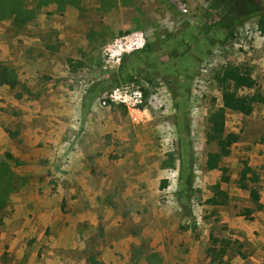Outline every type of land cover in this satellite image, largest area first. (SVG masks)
<instances>
[{"label": "rangeland", "instance_id": "obj_1", "mask_svg": "<svg viewBox=\"0 0 264 264\" xmlns=\"http://www.w3.org/2000/svg\"><path fill=\"white\" fill-rule=\"evenodd\" d=\"M181 1L186 3L187 13L180 12L174 0H117L113 6H104L99 0H82L65 8L57 3L37 7V0H28L36 13L32 22L18 30L11 19L0 20V47L4 44L6 55L14 57L4 56L0 48V60L11 64L19 56L24 62L17 64L18 71H22L21 82L31 86L46 107L51 101L41 90L45 86H52L57 92L67 89L79 101L85 95H93L95 107H107L101 106L99 100L116 86L114 76L120 65L104 69L105 47L119 36L140 30L153 49L127 59L118 78L121 84L139 82L149 91L144 101L148 111L144 112L142 120L133 121L129 112L128 116L139 130L150 132L149 145L139 154L152 150L161 170L157 186L162 191L163 180L168 186L163 192L146 198L155 201L157 209H165L169 218L151 217L149 200H136L132 205L137 211L138 233L130 244L101 245L92 236L93 232L88 231L92 248L66 249L58 244L53 251L61 259L68 250L77 256L75 264H90V255L97 258L96 250L109 248L107 250H112L114 255L110 264H179L178 258L184 252L179 237L184 235L185 238L188 233L187 241L198 243L200 257L213 247L211 244L218 249L223 239L229 241L227 257L223 258L227 263L264 264V103L256 104L250 115L227 113L226 128L238 133L239 139L230 155L221 162L225 172L205 168L207 153L217 149L214 143L206 141L207 117L212 108L222 103L215 72L225 64H245L251 69L256 86L241 93L260 91L264 94V34L258 23L264 18V0ZM236 5H247L240 14L247 19L237 26L233 37H229L216 25L225 7ZM25 64L30 69L29 74L23 68ZM37 96L23 101L3 93L0 96V124L4 129L0 135V162L7 163L17 177H23L20 173L26 171H40L39 164L28 159L36 157L29 142L41 138L40 144L44 137V143H49L44 130L45 117L40 116L36 104ZM149 116L151 119L146 122L149 124H143ZM75 124L74 133L66 141L68 152L79 148L82 129L78 121ZM64 156L63 165L69 160L68 155ZM40 160L41 163L46 161L43 157ZM245 162L254 173L250 172L244 182L258 191L263 207L260 210L249 191L239 186ZM225 175L229 181L221 182ZM255 177L258 179L254 181ZM217 183L227 194L225 205L206 202L213 196ZM24 185L25 181L18 190ZM184 186L186 193L193 191L191 213L179 193ZM16 192L9 195V203ZM245 209L252 212L246 215ZM24 210L20 227H13L12 223L18 220H12L6 229L7 245L0 250V264H19L17 248L23 243L28 248L38 245L37 238L44 228L29 225L27 222L36 219L38 213ZM13 211L4 214L12 216ZM49 219L54 223L64 220L55 212L50 213ZM16 230L24 237L20 242ZM60 230L53 225L43 236L58 239ZM30 232L36 236H24ZM10 233L14 237H9ZM112 233L111 230L109 234ZM43 245L41 243L39 258L42 250H46ZM205 261L201 258L197 264H209Z\"/></svg>", "mask_w": 264, "mask_h": 264}, {"label": "crops", "instance_id": "obj_2", "mask_svg": "<svg viewBox=\"0 0 264 264\" xmlns=\"http://www.w3.org/2000/svg\"><path fill=\"white\" fill-rule=\"evenodd\" d=\"M0 48L4 56L14 58L6 55L4 44ZM15 58L13 64L7 63L16 68L18 79L22 83L20 77L22 71H18L17 64L24 62L18 59L19 56ZM26 65L23 68L29 74L30 69ZM27 86L33 93L32 97L37 96L35 90ZM41 90L49 95L48 100L51 101L50 106L46 107L41 97L35 98L39 99L36 104L39 105L40 116L45 117L44 130L49 143H44L46 139L44 137L43 143L39 144L41 138L35 139L34 143L29 142L34 147L36 157L32 160L30 157L28 159L39 164L40 171L20 173L25 178V185L13 194L9 206L0 215V250L7 245L6 229L11 225L12 220H18L17 223H12L13 227H20L22 223L20 218L25 215L24 209L38 213L36 219L27 223L44 230L38 236L36 241L38 245H34V248L31 246L28 248L24 243L17 248V258L21 262L19 264H63V262L75 264L77 256L67 250V255L61 259L53 249L57 248L58 244L66 249L72 247L78 250L91 249L88 231L93 232L92 236L97 238L101 245L130 244L138 233L135 223L137 211L132 205L136 200H149L151 217L169 218L165 209L162 207L157 209L154 206L155 201L146 198L148 195L157 194L158 191L163 192L164 189L161 191L157 186L161 170L159 162L153 158L152 150L149 149L144 155L139 154L149 145L150 132H143L132 124L128 111L126 114L121 112L124 109L122 105L95 107L92 102L93 95L90 97L85 95L79 101L74 99L67 89L57 92L52 86L48 88L45 86ZM1 93L18 101L29 99L27 95L17 99L15 90L8 86L0 87V96ZM67 93L68 96L65 97ZM150 119L151 116L143 124H149L146 122ZM77 121L82 129L79 148L68 152L66 141L74 133L72 128L77 127L75 124ZM2 132L4 129L0 124V135ZM64 155L69 156L65 165H63ZM42 157L46 161L41 163L39 159ZM25 206L26 208L23 209ZM11 209L15 214L12 216L4 214L6 212L10 214ZM51 212L63 216L64 220H57L54 223L49 219ZM53 225L58 229L61 228L58 239L52 235L43 236L44 231ZM111 230L113 233L109 234ZM14 232L16 237H20V242L21 238H24L20 230ZM27 234L36 236L33 232L25 233L24 236ZM12 236L10 233L9 237ZM183 236L179 237V242L184 248V252L178 258L179 264H197L201 258L211 264L207 253L201 254L202 257L199 256L198 243L187 241L190 239L188 233H185V238ZM18 243L14 247H17ZM41 243L46 246V250H42L39 258ZM107 249L109 248L95 252H99L97 259L110 264L114 255L112 250ZM224 257L226 259L227 256ZM41 260L42 262H39Z\"/></svg>", "mask_w": 264, "mask_h": 264}, {"label": "trees", "instance_id": "obj_3", "mask_svg": "<svg viewBox=\"0 0 264 264\" xmlns=\"http://www.w3.org/2000/svg\"><path fill=\"white\" fill-rule=\"evenodd\" d=\"M99 1H101V4L104 6H113L117 2V0ZM80 2H82V0H37V7L49 5L50 3H57L61 8H65L68 6H75ZM240 8L241 6L238 5L232 6L228 9L225 7L223 14L219 16L216 25L218 30L222 28L226 31L227 36L233 37L237 26L247 19V17L241 18L240 14L242 13V9ZM35 15V10L29 6L28 0H0V20L11 19L18 30L22 29L26 23L32 22ZM258 23L264 34V18H260ZM208 31L210 32L211 29L209 28ZM211 43H213V41H211ZM151 51H153L151 43L147 41L142 49L129 55H125L119 66V71L114 76L116 82L114 86L121 84L118 77L121 76L122 69L124 68L127 59H132L138 54L150 53ZM69 62L70 59L68 60V64ZM214 77L216 83L221 88L222 103L220 106L212 108L207 117V129L205 132L206 141L208 143H214L217 149L207 153L205 168L206 170L220 169L225 172L226 168L221 166V162L225 157L230 155L232 146L239 139L238 133L228 131L226 128L227 113L234 112L242 115H250L256 104L264 103V94L260 91L241 93L244 92V90L254 89L256 86V81L252 76L251 69L245 64H225L215 72ZM2 86H8L10 89L15 90V97L17 99H22L24 95H27V97H32L33 95L25 83H20L16 69L0 60V87ZM143 93L144 98L146 99L149 91L143 89ZM111 105H114V103ZM122 106L124 109H122L121 112L126 114L127 109L124 105ZM250 172L254 173L252 168L245 162L240 173L241 181L239 186L242 189L249 191L252 201L257 204V209L260 210L263 207L259 201L260 196L258 191L244 182ZM257 179L258 177H255L254 181ZM24 181L25 178L17 177L14 173H11V169L7 163L0 162V212L8 206L9 195L16 192ZM228 181V176L225 175L221 177V182ZM165 187H167V182L163 180L161 188ZM184 188L185 186L179 190V193H181L180 196L182 197V200H184L182 203L185 207H189L188 210L189 213H191L190 200L192 199L193 191L186 193L187 190L185 191ZM213 189V196L207 199L206 202L212 205L227 204V194L220 188V183L215 184ZM251 212V209H245L246 215ZM217 240L218 239L215 238L214 243H216ZM211 245L213 247H210L207 250L210 262L212 264H229L223 259L229 247V241L222 239V245L218 249L214 247L215 245ZM89 261L90 264H105L103 261L97 259L95 255H91Z\"/></svg>", "mask_w": 264, "mask_h": 264}, {"label": "built area", "instance_id": "obj_4", "mask_svg": "<svg viewBox=\"0 0 264 264\" xmlns=\"http://www.w3.org/2000/svg\"><path fill=\"white\" fill-rule=\"evenodd\" d=\"M174 1L180 12L187 13L188 9L185 2ZM145 44L146 39L140 30H134L115 38L112 43L105 47L104 69L119 66L125 55L142 49ZM143 89V85L139 82H125L113 87L106 97L99 100V103L101 106H110L112 103L122 104L126 107L132 120L139 122L142 120L144 112L148 111L147 107L143 106L145 101ZM194 205L195 203H193V207Z\"/></svg>", "mask_w": 264, "mask_h": 264}, {"label": "flooded vegetation", "instance_id": "obj_5", "mask_svg": "<svg viewBox=\"0 0 264 264\" xmlns=\"http://www.w3.org/2000/svg\"><path fill=\"white\" fill-rule=\"evenodd\" d=\"M247 7V5H244V7H241L240 9L244 10Z\"/></svg>", "mask_w": 264, "mask_h": 264}]
</instances>
